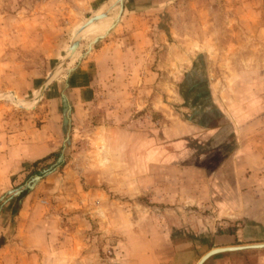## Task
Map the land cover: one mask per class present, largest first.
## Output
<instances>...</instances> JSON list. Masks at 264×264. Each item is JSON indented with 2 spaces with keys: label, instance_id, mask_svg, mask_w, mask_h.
<instances>
[{
  "label": "rangeland",
  "instance_id": "374dc122",
  "mask_svg": "<svg viewBox=\"0 0 264 264\" xmlns=\"http://www.w3.org/2000/svg\"><path fill=\"white\" fill-rule=\"evenodd\" d=\"M118 4L0 0V264L197 261L208 192L264 158V0Z\"/></svg>",
  "mask_w": 264,
  "mask_h": 264
},
{
  "label": "crops",
  "instance_id": "0c3cea01",
  "mask_svg": "<svg viewBox=\"0 0 264 264\" xmlns=\"http://www.w3.org/2000/svg\"><path fill=\"white\" fill-rule=\"evenodd\" d=\"M239 153V159L245 162L243 169H232L227 175L231 178L227 185L215 186L208 192L211 197L208 206L212 209L209 226L216 247L264 242V158L251 150ZM241 155H246L244 161ZM186 245L175 246L166 264H196V250L188 249ZM261 248H255L253 252L240 249L217 253L203 264H244L238 252H251L248 257L253 264H264V247Z\"/></svg>",
  "mask_w": 264,
  "mask_h": 264
},
{
  "label": "water",
  "instance_id": "95a60500",
  "mask_svg": "<svg viewBox=\"0 0 264 264\" xmlns=\"http://www.w3.org/2000/svg\"><path fill=\"white\" fill-rule=\"evenodd\" d=\"M122 2V0H120ZM121 7V3H120ZM96 18V17H93ZM93 18H90L88 21L93 20ZM72 49H74L77 46V42L74 41L71 43ZM264 247V243H253V244H244V245H232V246H225V247H213L208 249L206 252H204L199 259L197 260L196 264H202L205 260H207L210 256H213L217 253L226 252V251H234V250H240V249H252V248H261Z\"/></svg>",
  "mask_w": 264,
  "mask_h": 264
},
{
  "label": "bare ground",
  "instance_id": "6f19581e",
  "mask_svg": "<svg viewBox=\"0 0 264 264\" xmlns=\"http://www.w3.org/2000/svg\"><path fill=\"white\" fill-rule=\"evenodd\" d=\"M120 0H119V4H118V10H119V8H120ZM117 14H118V11H117V13H116V16L115 15H113V14H111V16H110V18L108 19V20H105L104 22H102L101 24H98V25H94V26H91L90 28H87V29H85V30H83V31H80V32H78L77 33V36H86V35H89V34H92V35H94V36H96V37H102L103 35H100V34H93L94 32H100V31H104V32H107L109 29H110V27L113 25V22H114V20L116 19V17H117ZM118 20V19H117ZM106 28H108V29H106ZM95 37V38H96ZM76 41V40H75ZM74 42V41H73ZM77 42V41H76ZM73 50L74 49H72V45L70 44L69 45V47H68V50H67V52H68V54H72V52H73ZM54 73V72H53ZM53 73L52 74H50L48 77H47V79L48 80H50V78L53 76ZM36 99H38V94H37V96H36ZM223 247H225V246H223Z\"/></svg>",
  "mask_w": 264,
  "mask_h": 264
},
{
  "label": "trees",
  "instance_id": "16d2710c",
  "mask_svg": "<svg viewBox=\"0 0 264 264\" xmlns=\"http://www.w3.org/2000/svg\"><path fill=\"white\" fill-rule=\"evenodd\" d=\"M49 155H51V154H49ZM52 155H55V154H53L52 153ZM48 157V156H47ZM33 163H35V162H33ZM30 188H31V185L30 184H25L24 186H22V187H17L16 189H14V191H13V193H14V196H13V198H14V200H15V204L16 203H19L20 202V200L24 197V195L30 190ZM16 209V207H14V210ZM223 253H228V251H226V252H223ZM205 262V261H204ZM203 262V263H204ZM202 263V264H203Z\"/></svg>",
  "mask_w": 264,
  "mask_h": 264
}]
</instances>
